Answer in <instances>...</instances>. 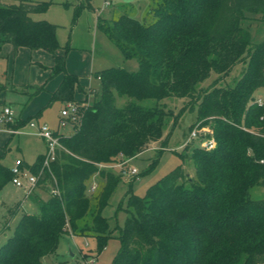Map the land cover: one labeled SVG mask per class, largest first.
<instances>
[{
  "label": "trees",
  "instance_id": "obj_1",
  "mask_svg": "<svg viewBox=\"0 0 264 264\" xmlns=\"http://www.w3.org/2000/svg\"><path fill=\"white\" fill-rule=\"evenodd\" d=\"M153 1L148 22L128 13L99 19L100 31L126 60L135 59L139 70L97 72L101 90H89L97 96L92 106L74 101L79 81L66 73L69 49L57 54L59 27L31 17L45 13L52 2H0V49L9 44L15 53L21 47L51 52L50 78L65 75L50 105L68 102L79 109L75 120H67L78 124L74 134L54 132L60 149L50 168L44 167L45 155L24 165L37 177L35 190L50 198L41 202L40 214H22L0 247V264H42L56 254L69 230L93 238L97 253L102 252L118 228L103 211L125 162L160 142L159 158L166 149V121L176 123L188 110L196 112L191 132L199 125L212 134L187 141L189 135L177 153L182 163L143 197L127 193V219L116 236L120 249L113 264H264V198L251 196L254 188L264 187V95H258L264 91V41L253 44L250 30L243 26L247 14L264 19V0ZM243 63L247 67L238 82L220 86ZM213 74L217 78L203 87ZM121 98L126 99L124 106L117 105ZM167 98L187 102L175 114L161 104ZM149 100L154 103L145 104ZM16 123L13 128L24 125L19 119ZM209 138H214L215 147L206 150L200 144ZM185 160L193 164L192 177ZM122 163L116 168L119 174L99 167ZM95 176L104 181L99 194L89 192ZM12 178V171L0 164V189ZM53 189L58 194H52ZM17 209L9 210L10 217Z\"/></svg>",
  "mask_w": 264,
  "mask_h": 264
},
{
  "label": "rangeland",
  "instance_id": "obj_2",
  "mask_svg": "<svg viewBox=\"0 0 264 264\" xmlns=\"http://www.w3.org/2000/svg\"><path fill=\"white\" fill-rule=\"evenodd\" d=\"M21 0H0L6 5L16 4ZM38 2H52L48 10L41 14H32L35 21H47L57 25L56 38L60 45L57 54L62 55L67 47L66 73L78 77L79 86L74 93V101H86L89 106L94 105L97 96L89 94L90 89L100 93L101 82L96 73L108 68H123L129 72L139 70L135 59L126 60L121 52L111 43L98 28L99 19H117L122 13H128L140 22H148L150 11L154 8L153 0H35ZM108 3V5H107ZM243 26L251 33L252 43L259 45L264 41V19L258 14H247ZM54 65L53 54L40 49L31 51L21 47L15 53L9 44L0 49V113L11 107L16 119L24 122L19 128L20 136L12 135L6 124H0V164L13 169L15 162L21 160L23 165H32L37 157L48 153L46 142L37 136L38 126L47 125L51 131H59L64 136L74 134L77 125L69 122L59 124L61 111L68 102H53L52 94L60 86L65 73L50 78V69ZM246 64L236 66L232 72L219 84L222 87L234 86L246 69ZM216 75L204 82L203 87L209 86ZM43 87L38 93L36 89ZM83 90V91H82ZM258 95L263 96L260 90ZM259 96V97H260ZM126 99H117L118 106H124ZM187 101L178 98H167L161 102L166 109L179 113ZM154 101H146L152 105ZM30 122L36 128L29 126ZM196 122V112L185 111L174 123L167 120L164 127L163 140L166 139V149L157 158L162 143H154L151 147L135 158L127 160L124 170L136 169L138 174L130 176L123 174L117 189L110 198L109 205L103 211L105 218L111 219V226L118 227L114 237L109 240L102 252L97 253V243L91 237L74 236L69 230L62 235L55 255L46 257L42 264H113L120 249V241L116 237L127 219V193L143 197L149 187L158 182L182 163L177 153L182 152V145ZM17 124V123H16ZM196 143V142H195ZM158 159L154 168L151 164ZM24 167V166H23ZM184 168L190 177L194 175L192 162L185 160ZM115 174L120 170L112 168ZM21 181L27 187L28 179L23 174ZM96 185L94 194H99L104 181L98 176L91 180ZM253 199L264 198V187H257L251 191ZM50 194L34 190L26 195L24 188H19L10 180L0 189V247L12 235L24 212L40 214L41 202L47 201ZM20 206L19 209H17ZM16 211L10 217L9 210ZM8 224V227L6 225ZM5 228V229H4ZM242 264V263H241Z\"/></svg>",
  "mask_w": 264,
  "mask_h": 264
},
{
  "label": "built area",
  "instance_id": "obj_3",
  "mask_svg": "<svg viewBox=\"0 0 264 264\" xmlns=\"http://www.w3.org/2000/svg\"><path fill=\"white\" fill-rule=\"evenodd\" d=\"M108 5V3H107ZM260 105L263 104L262 99H258L257 101ZM79 109L78 106L74 103H68L61 111L62 115V121L60 122V125L63 122H67V120H75L77 117ZM18 119H16L14 111L11 107H5L3 111L0 113V124H6L8 127H11L9 132L13 135H20L23 134L19 128H13L12 126L16 124ZM64 124V123H63ZM29 126L31 128H36V124L34 122H30ZM199 125L191 132L190 137L187 141L197 138L200 134H212V131L208 127H201L198 128ZM37 136L42 138L47 146H48V153L45 155L44 160V167L50 168V163L53 162L56 158V152L60 149V142L59 137H57L54 133V131H51L47 125L38 126V132ZM200 146L206 150H211L215 147V140L214 138H209L206 140H203L200 144ZM126 163V162H125ZM125 163L122 164H116V165H99L100 168H121ZM13 173L12 182L14 185H16L19 188H24L26 190V195H30L33 193V191L36 188V182L37 177L34 176L29 172V170L25 167H23V162L21 160H17L15 162V166L13 169H11ZM23 174L24 176H27L28 179V185L27 187L24 185V183L20 179V175ZM123 174H127L130 176H136L138 174L136 169H131L130 171H124ZM96 190V185L92 184L89 188V192H94ZM52 194H58L57 189H53L51 191Z\"/></svg>",
  "mask_w": 264,
  "mask_h": 264
},
{
  "label": "crops",
  "instance_id": "obj_4",
  "mask_svg": "<svg viewBox=\"0 0 264 264\" xmlns=\"http://www.w3.org/2000/svg\"><path fill=\"white\" fill-rule=\"evenodd\" d=\"M60 121V120H59ZM58 131V130H57ZM13 135V134H12ZM21 135V134H20ZM20 135H18V136H20ZM38 158V157H37ZM27 165V164H26ZM24 166V165H23ZM6 168H8V167H6ZM8 169H10V168H8ZM11 170V169H10Z\"/></svg>",
  "mask_w": 264,
  "mask_h": 264
}]
</instances>
